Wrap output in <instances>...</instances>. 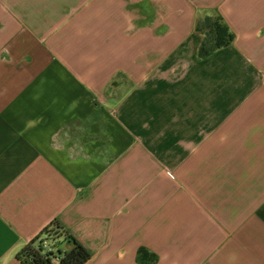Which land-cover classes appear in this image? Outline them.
Instances as JSON below:
<instances>
[{"label":"crops","instance_id":"crops-1","mask_svg":"<svg viewBox=\"0 0 264 264\" xmlns=\"http://www.w3.org/2000/svg\"><path fill=\"white\" fill-rule=\"evenodd\" d=\"M53 219L83 264H264V0H0V264Z\"/></svg>","mask_w":264,"mask_h":264},{"label":"trees","instance_id":"trees-1","mask_svg":"<svg viewBox=\"0 0 264 264\" xmlns=\"http://www.w3.org/2000/svg\"><path fill=\"white\" fill-rule=\"evenodd\" d=\"M194 30L200 38L196 48L199 57H205L216 49L228 45L233 37L219 15L198 17ZM60 238L68 241L71 247L66 250L56 248ZM44 240L51 241L54 249L45 251L42 246ZM54 254L60 256L58 264H83L90 257L84 246L77 242L57 219L51 220L37 236L27 242L16 253V257L22 264H51L50 259Z\"/></svg>","mask_w":264,"mask_h":264},{"label":"built area","instance_id":"built-area-1","mask_svg":"<svg viewBox=\"0 0 264 264\" xmlns=\"http://www.w3.org/2000/svg\"><path fill=\"white\" fill-rule=\"evenodd\" d=\"M42 246H43V249L45 251H50V250H53L52 246L50 245V242L48 240H44L43 243H42ZM59 260H60V256L58 254H54L50 261H51V264H58L59 263Z\"/></svg>","mask_w":264,"mask_h":264},{"label":"rangeland","instance_id":"rangeland-1","mask_svg":"<svg viewBox=\"0 0 264 264\" xmlns=\"http://www.w3.org/2000/svg\"><path fill=\"white\" fill-rule=\"evenodd\" d=\"M200 37H202L201 35H200ZM50 245L52 246V244L50 243ZM56 248H60V249H62L63 248V246L60 244H58V242H57V244H56V246H55ZM52 248L54 249V247L52 246Z\"/></svg>","mask_w":264,"mask_h":264}]
</instances>
